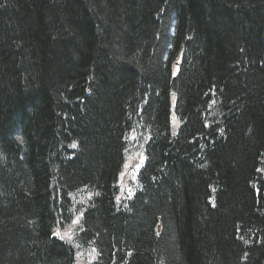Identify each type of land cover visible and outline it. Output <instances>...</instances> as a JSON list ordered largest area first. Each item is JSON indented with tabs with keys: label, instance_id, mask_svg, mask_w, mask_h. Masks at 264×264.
I'll return each mask as SVG.
<instances>
[{
	"label": "trees",
	"instance_id": "16d2710c",
	"mask_svg": "<svg viewBox=\"0 0 264 264\" xmlns=\"http://www.w3.org/2000/svg\"><path fill=\"white\" fill-rule=\"evenodd\" d=\"M262 162L264 0H0V264H264Z\"/></svg>",
	"mask_w": 264,
	"mask_h": 264
},
{
	"label": "rangeland",
	"instance_id": "374dc122",
	"mask_svg": "<svg viewBox=\"0 0 264 264\" xmlns=\"http://www.w3.org/2000/svg\"><path fill=\"white\" fill-rule=\"evenodd\" d=\"M174 105H175V96L173 95L172 96V112L173 113H172L171 122H172L173 128L175 129L178 126L179 121H178V119H177V117H176V115L174 113ZM174 121H177V126L176 127H174V124H173ZM141 152H142L143 160H142V158H140V159H138L137 161H135L132 164V166L136 170H137L138 165H140L141 161H142V163L144 161L143 144H142ZM129 159H130V157L128 155L127 159H126V162H125V165H124V168L128 166ZM140 166H139V168H140ZM139 168H138V171H139ZM135 169H133V171H135ZM133 171H125L124 174H123V177H121V183L120 184L129 185L131 183V180L134 179V177H131L133 175ZM136 175H137V173H136ZM136 175H135V177H136ZM122 185H121V193L118 196L117 201H120L122 198H124L127 195L131 194V191L129 190V188H124V187H122ZM77 196H79L77 203L78 202H82L83 205L87 204L88 199H89L87 196H85V197L82 196V195H77ZM81 215H82V211L81 212H77L75 214L74 219L70 222L68 229L66 231H61V230L56 229L54 231V236H56V237H58V238H60L62 240H66L67 242H72L73 234L76 231H78L79 227L81 226ZM84 252H86V253L91 252V253H93V256H88L87 259H86L85 257L79 256L81 253H77L76 254L77 264H79V262H82L83 264H91L97 257L96 250L93 247H88L87 249H85Z\"/></svg>",
	"mask_w": 264,
	"mask_h": 264
},
{
	"label": "bare ground",
	"instance_id": "6f19581e",
	"mask_svg": "<svg viewBox=\"0 0 264 264\" xmlns=\"http://www.w3.org/2000/svg\"><path fill=\"white\" fill-rule=\"evenodd\" d=\"M172 109H171V111H170V120H171V118H172ZM263 163V162H262ZM263 165H264V163L263 164H260V165H258V167H257V169H260V168H264L263 167ZM77 194H80L79 192L77 193ZM81 195L82 196H87L89 199H88V202L90 201V200H92L94 197H95V195H96V192L94 191V190H91V191H83V192H81ZM65 196L67 197V199H69L68 200V202H72V197H74V196H76L74 193H72V192H70V191H67V192H65ZM51 200L53 201L54 200V197H52L51 198ZM64 204V201L62 200V199H60L59 197H57V202H56V205H60V206H62ZM74 217H75V214H73V216H72V220L74 219ZM69 224H70V222L69 223H66L64 226H56L55 227V229L53 230V232L51 233V239H53V240H57V241H59V242H62V243H65V244H70V245H72V242H67L66 240H62V239H60V238H58V237H56V236H54V231L56 230V229H58V230H61V231H66L67 229H68V227H69ZM82 229H84V230H86L85 228H83V226H82V228L80 227V230H82ZM75 234V233H74ZM74 234H73V236H72V239H73V237H74ZM74 248H73V252H74V254H76L77 252H79V251H81V250H85V249H87L88 247H93L95 250H97V248H99L98 246H93V244H88L87 246H82V245H78V246H73ZM97 247V248H96ZM119 252V250L118 249H116L115 250V252L114 253H118Z\"/></svg>",
	"mask_w": 264,
	"mask_h": 264
}]
</instances>
